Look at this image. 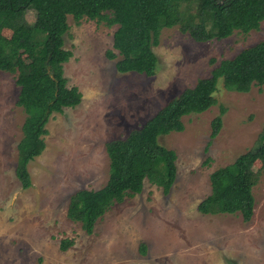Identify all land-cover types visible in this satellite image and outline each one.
I'll list each match as a JSON object with an SVG mask.
<instances>
[{"label": "rangeland", "instance_id": "374dc122", "mask_svg": "<svg viewBox=\"0 0 264 264\" xmlns=\"http://www.w3.org/2000/svg\"><path fill=\"white\" fill-rule=\"evenodd\" d=\"M28 11L26 20H33ZM63 63L67 87L81 100L49 115L44 150L27 165L30 185L15 176L17 144L26 114L17 105L15 75L0 71V264H264V169L255 161L251 219L240 213L202 214L210 174L255 144L264 127V84L228 91L221 79L216 105L182 118L184 129L158 138L176 154V177L166 194L146 179L142 191L115 203L87 234L67 216L72 193L100 189L109 176L105 146L141 127L168 100L207 77L221 60L264 40V22L247 33L196 42L178 27L152 37L157 67L151 77L119 73L106 57L116 25L67 17ZM10 36V32L3 31ZM37 42L41 37L35 38ZM23 63H30L28 54ZM225 109L211 138V122ZM73 241L61 251V240ZM145 245L144 254L142 246Z\"/></svg>", "mask_w": 264, "mask_h": 264}, {"label": "trees", "instance_id": "16d2710c", "mask_svg": "<svg viewBox=\"0 0 264 264\" xmlns=\"http://www.w3.org/2000/svg\"><path fill=\"white\" fill-rule=\"evenodd\" d=\"M28 11L34 15L31 22L26 20ZM68 16L76 23L85 18L108 27L116 25L112 47L117 53L108 50L106 57H119L114 63L119 73L151 77L157 67L151 42L161 27L176 26L196 42L224 39L235 31L247 33L264 22V0H0V71L15 75L17 105L26 114L15 165V176L23 188L30 185L28 163L44 150L49 115L73 108L81 100L79 90L67 87L63 76V63L71 55L63 48ZM4 30L10 32L9 37L3 35ZM23 54L30 56V63H23ZM219 79L226 90L239 93L264 84V40L221 60L207 77L168 100L141 127L106 143L110 160L106 184L72 193L66 216L91 234L97 220L115 203L142 191L145 179L167 194L176 177V154L160 145L158 138L183 131V117L216 105ZM224 112L220 107V114L212 120L211 138L220 131ZM255 161L264 169V127L249 150L210 174L211 192L197 210L212 215L240 213L243 221H249L254 206L252 176L258 175L253 169ZM72 243L61 240V251ZM142 248L144 254L145 245Z\"/></svg>", "mask_w": 264, "mask_h": 264}]
</instances>
